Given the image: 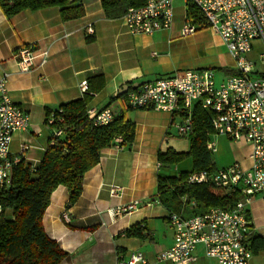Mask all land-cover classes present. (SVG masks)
Masks as SVG:
<instances>
[{"label":"crops","instance_id":"0c3cea01","mask_svg":"<svg viewBox=\"0 0 264 264\" xmlns=\"http://www.w3.org/2000/svg\"><path fill=\"white\" fill-rule=\"evenodd\" d=\"M80 2L84 15L68 22L61 21L57 8L24 10L11 18L0 11V79H6L9 98L30 117L27 130L14 134L10 154L31 165L38 164L51 134L44 123L45 111L80 98V83L87 81L92 94L89 107L109 108L114 116L121 114L131 121L135 127L134 141L130 148L109 147L101 151L98 163L84 175L80 197L68 209L65 208L68 190L61 186L54 190L42 217L44 231L67 253L60 264H116L132 252L142 253L148 264H168L155 260L157 253L173 244L168 213L156 197L157 175L169 172L159 167L157 152L172 149L170 144L177 136L175 125L183 118L161 111L130 109L126 97L120 96L159 78L202 69L179 70L183 67L179 63L183 49L195 48L202 36H179L184 21H190L185 0H174L171 28L152 35L128 33L123 16L106 18L100 0ZM200 25L199 31L210 32L203 23ZM88 26L93 30L91 34L87 33ZM210 35L214 36L215 46L225 50L228 59L225 64L219 54V68L233 70L234 63L226 48L216 35L211 32ZM24 46L47 51V61L39 65L37 60L29 71H18L16 53ZM259 51L260 43L257 48L253 45L250 54L253 61ZM93 76L102 77V87L97 88L99 80H90ZM125 86L126 91L120 94ZM223 138L210 136L215 145L220 141L229 144ZM230 144L239 146L231 164L240 162L247 167L250 145L243 141ZM23 145L29 148L19 155ZM217 161L214 160L216 170L231 165H220ZM110 186L121 188L118 197H110ZM132 202H138L136 210L121 216L110 215L116 207ZM246 210L250 219L248 233L264 238V198L256 195ZM64 211L68 221L62 218ZM140 223L144 239L124 236L126 230ZM193 256V264L212 261L203 255L200 246ZM248 264H264V251L251 253Z\"/></svg>","mask_w":264,"mask_h":264},{"label":"built area","instance_id":"2783aa9c","mask_svg":"<svg viewBox=\"0 0 264 264\" xmlns=\"http://www.w3.org/2000/svg\"><path fill=\"white\" fill-rule=\"evenodd\" d=\"M189 1L203 19V25L226 48L234 63V74L223 77L218 83L209 69L188 70L181 75L159 78L128 90L126 106L171 115L186 112L185 119L175 128L177 135L187 136L192 129L190 112L193 104L197 103L211 115L212 135L232 142L248 143L250 152L246 158L247 167L234 162L213 172L200 171L188 176L189 184L212 185L229 195L238 194L240 198L230 207L211 208L205 214L188 219L170 216L173 244L157 253L155 260L168 264H193L194 251L200 246L203 255L216 264H248L251 252L245 242L249 232L246 209L256 195L264 198V0ZM173 2L146 0L140 8H128L123 15L126 30L132 35H152L170 29ZM200 24L186 19L179 29V36H192L199 31ZM92 32L88 26L87 33ZM255 41L260 43L257 55L259 66L250 58ZM16 58L18 71L27 72L37 63L43 65L48 59V52L24 46L17 50ZM80 91L81 94L87 91L86 81L80 83ZM88 116L96 125H106L113 119L109 108H89ZM48 123H53L52 116ZM29 124L28 113L9 98L6 79H0V187L9 186L13 166L24 160L11 156L10 145L14 134L26 131ZM60 135V130L54 131L55 137ZM114 143L115 149H123L121 138H115ZM28 148V145L21 146L19 155ZM206 149L216 152L215 143L208 140ZM120 190L118 186H110V197H118ZM138 206V202L119 206L110 211V215L121 216ZM62 218L68 221L66 211L62 213ZM116 264H148V261L142 253L132 252Z\"/></svg>","mask_w":264,"mask_h":264},{"label":"trees","instance_id":"16d2710c","mask_svg":"<svg viewBox=\"0 0 264 264\" xmlns=\"http://www.w3.org/2000/svg\"><path fill=\"white\" fill-rule=\"evenodd\" d=\"M145 3L146 0H100L108 19L119 18L128 8H140ZM186 6V16L196 23H203L189 0ZM46 8H57L63 22L84 15L80 0H0V11L6 18L24 10L35 12ZM227 72L234 74L233 70ZM90 80H99L97 88L102 87L101 76H93ZM91 95L87 89L80 98L45 111L44 123L51 129V134L41 160L31 165L21 159L13 166L9 186L0 187V264H60L67 253L48 237L42 226L52 193L60 186L66 188L68 209L80 197L84 175L98 163L103 149L114 147L115 138H121L123 148L131 147L134 124L120 114L113 115L106 125H96L88 116ZM122 96L126 97V93ZM186 114L179 115L185 119ZM51 116L53 123L49 124ZM210 117L208 111L194 103L190 112L192 129L187 135V152H175L171 148L157 152L159 167L169 171H162L156 178L157 201L167 211L168 223L172 215L188 219L205 214L211 208L230 207L240 198L238 194L229 195L212 185L187 183L191 173L216 170L211 152L206 149L213 134ZM57 130L61 131L59 137L54 136ZM185 161L189 168L181 169L179 165ZM246 218L250 220L248 212ZM142 224L132 226L124 236L144 239ZM245 242L252 254L264 251V238L253 232L246 235Z\"/></svg>","mask_w":264,"mask_h":264},{"label":"rangeland","instance_id":"374dc122","mask_svg":"<svg viewBox=\"0 0 264 264\" xmlns=\"http://www.w3.org/2000/svg\"><path fill=\"white\" fill-rule=\"evenodd\" d=\"M212 33V32H211ZM196 37L202 36L201 39L198 40L197 43H195V48H187L185 47L182 52V59L179 62L180 66L179 70H187V69H209L213 71L215 82H220L223 77H227L230 74L227 72L229 71L227 67H224V69L219 68V62L218 57L219 54L222 55L221 58H223V61H225V64L228 63L227 56L224 55V49H219L218 46H215V43L213 42L212 38L214 36L210 35V32L207 30L198 31L194 34ZM190 37V36H189ZM199 41H202V43H199ZM212 43V44H211ZM185 43L181 45L184 46ZM211 45V47H207L208 45ZM254 48H257L259 46V43H254ZM253 56V55H252ZM257 66H259V63L257 60H255ZM221 138L222 136H215ZM225 139L229 144L223 143V142H217V150L214 153H211L213 161L216 159L217 162L221 164H231L232 161H234V157L237 156L239 146L238 145H232L230 140L227 138ZM188 144L189 140L187 136H176L172 139V142L170 146L175 152H187L188 150ZM181 169H188V161H185L179 165ZM210 264H216L213 261H209Z\"/></svg>","mask_w":264,"mask_h":264},{"label":"water","instance_id":"95a60500","mask_svg":"<svg viewBox=\"0 0 264 264\" xmlns=\"http://www.w3.org/2000/svg\"><path fill=\"white\" fill-rule=\"evenodd\" d=\"M125 91H126V86L123 87V88L121 89V91H119V93H120V94H123Z\"/></svg>","mask_w":264,"mask_h":264}]
</instances>
